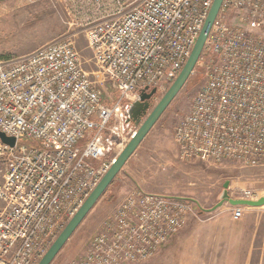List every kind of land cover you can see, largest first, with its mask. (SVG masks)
Here are the masks:
<instances>
[{"label": "built area", "instance_id": "2783aa9c", "mask_svg": "<svg viewBox=\"0 0 264 264\" xmlns=\"http://www.w3.org/2000/svg\"><path fill=\"white\" fill-rule=\"evenodd\" d=\"M91 1L96 80L71 37L0 60V132L16 140L0 141V264L39 263L135 134L129 105L174 82L214 3ZM203 58L206 82L174 134L180 160L264 162V0H223ZM108 83L119 94L112 105ZM196 214L184 199L131 193L72 264H144Z\"/></svg>", "mask_w": 264, "mask_h": 264}, {"label": "rangeland", "instance_id": "374dc122", "mask_svg": "<svg viewBox=\"0 0 264 264\" xmlns=\"http://www.w3.org/2000/svg\"><path fill=\"white\" fill-rule=\"evenodd\" d=\"M96 10L91 0H0V60L16 59L71 37L85 69L96 80L98 69L87 47L85 23ZM206 60L197 64L186 85L52 264H72L82 259L121 202L136 191L184 199L197 210L186 226L144 264H264V206L251 208L226 202L213 212L205 211L220 201L225 186L233 199H244V190L264 197V162H185L180 160L174 143L177 127L206 82ZM171 84L159 90V99ZM104 89L107 104L112 105L119 94L109 83ZM237 209L243 212L239 220L233 218Z\"/></svg>", "mask_w": 264, "mask_h": 264}, {"label": "water", "instance_id": "95a60500", "mask_svg": "<svg viewBox=\"0 0 264 264\" xmlns=\"http://www.w3.org/2000/svg\"><path fill=\"white\" fill-rule=\"evenodd\" d=\"M222 2L223 0H214L208 17L205 20V23L189 58L187 59L182 71L170 85L166 93L159 99V91L157 88L150 89L149 87H146L140 92L139 100L129 105V108L127 110V123L133 128H136L135 134L115 159L108 172L102 177L98 185L91 192L79 211L67 223L65 228L52 243V245L38 264H52L54 259L75 233L77 228L85 220L87 215L91 212L97 202L105 194L109 186L115 180L117 175L120 173L122 168L135 153L139 145L152 130V128L156 125L158 120L161 118V116L164 114L173 100L177 97L179 92L186 85L199 62L206 40L211 32L212 26L219 13ZM0 141L6 145H9L10 147H14L16 143L15 138L8 137L2 132H0ZM226 202L230 203L233 206L259 208L264 206V197L254 201L247 199H233L229 195L227 186H225V189L220 196V201L213 208L205 211L209 213L213 212L222 207Z\"/></svg>", "mask_w": 264, "mask_h": 264}, {"label": "crops", "instance_id": "0c3cea01", "mask_svg": "<svg viewBox=\"0 0 264 264\" xmlns=\"http://www.w3.org/2000/svg\"><path fill=\"white\" fill-rule=\"evenodd\" d=\"M150 132H151V131H150ZM150 132H149V133H150ZM149 133H148V135H149ZM148 135H147V136H148ZM147 136H146V137H147ZM146 137H145V139H146ZM145 139H144V140H145ZM144 140H143V141H144ZM174 143H175V140H174ZM175 145H176V143H175ZM176 147H177V145H176ZM177 151H178V148H177ZM112 183H113V182H112ZM105 193H106V192H105ZM97 203H98V202H97ZM95 206H96V205H95ZM95 206H94V207H95ZM91 211H92V210H91ZM69 240H70V239H69Z\"/></svg>", "mask_w": 264, "mask_h": 264}]
</instances>
